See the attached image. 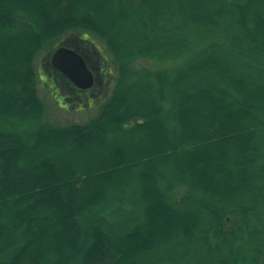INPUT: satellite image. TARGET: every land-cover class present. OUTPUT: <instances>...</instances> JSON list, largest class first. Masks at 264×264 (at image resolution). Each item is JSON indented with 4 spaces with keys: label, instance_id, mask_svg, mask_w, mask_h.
Masks as SVG:
<instances>
[{
    "label": "trees",
    "instance_id": "16d2710c",
    "mask_svg": "<svg viewBox=\"0 0 264 264\" xmlns=\"http://www.w3.org/2000/svg\"><path fill=\"white\" fill-rule=\"evenodd\" d=\"M65 37L112 78L58 125ZM0 264H264V0H0Z\"/></svg>",
    "mask_w": 264,
    "mask_h": 264
},
{
    "label": "rangeland",
    "instance_id": "374dc122",
    "mask_svg": "<svg viewBox=\"0 0 264 264\" xmlns=\"http://www.w3.org/2000/svg\"><path fill=\"white\" fill-rule=\"evenodd\" d=\"M69 38V37H68ZM90 40L93 41L95 44L99 45L100 42L96 39H94V37L90 36ZM47 53V52H46ZM44 57V56H43ZM40 58L41 55H38L35 61V66L37 68V70H39V81H38V93L39 96L45 101L46 103V120L48 122H51L53 124H58V125H63V124H67V123H81V122H85L88 119H90L91 117H93L97 111L98 108L100 106V104L103 102L104 98H105V94L102 95L103 91H104V86L107 84V80H110L109 78H112V76H110L108 74L109 69L108 67H106L107 71L102 70L101 74H97L96 73V80H95V89L92 91V93H94V98L93 99H89V104L86 103V100H81V104L82 106L80 108H78V105H76V103H78L76 97H70L69 98V93L66 89L62 88L60 90L61 96H65V103H61L62 105H65L66 102L70 103L68 108L66 109L65 107H62L61 104H59V99L56 100V97L54 96V92L50 91V89H47L46 86V79H45V74L42 73L41 71V65H40ZM91 62V60H89ZM136 66L138 65H146L149 67H155V66H159L156 65L153 62H148L146 60H139L135 63ZM108 66V65H107ZM94 68V66H93ZM105 71V73H104ZM48 72V70H47ZM108 77V79H107ZM102 95L98 100V96Z\"/></svg>",
    "mask_w": 264,
    "mask_h": 264
},
{
    "label": "water",
    "instance_id": "95a60500",
    "mask_svg": "<svg viewBox=\"0 0 264 264\" xmlns=\"http://www.w3.org/2000/svg\"><path fill=\"white\" fill-rule=\"evenodd\" d=\"M51 65L62 72L79 88H89L93 84V74L86 61L75 49L60 46L50 56Z\"/></svg>",
    "mask_w": 264,
    "mask_h": 264
},
{
    "label": "flooded vegetation",
    "instance_id": "af4514ba",
    "mask_svg": "<svg viewBox=\"0 0 264 264\" xmlns=\"http://www.w3.org/2000/svg\"><path fill=\"white\" fill-rule=\"evenodd\" d=\"M69 41V38L65 37L63 39H61L60 43L58 46H66V47H70L69 44L66 42ZM72 48V47H71ZM88 57V55L86 56V58ZM90 57V56H89ZM88 57V58H89ZM87 58V59H88ZM91 59V64H89V60ZM50 62V61H49ZM88 66L90 67V69L93 71L95 80H96V73L97 74H101L102 73V69L101 66L99 65L97 59L89 58L88 60H86ZM51 66V65H50ZM94 66V68H93ZM52 68L51 72H47L48 74H50L52 80L54 81L55 85H54V89L56 86V90L54 91V96L56 97V100L59 101V104L61 103H65V96H61L60 90L62 88L66 89L69 93V98L70 97H76V99L78 100L76 103V105H78V108H80L82 106L81 104V100H86V103L89 104V99H93L94 98V93H92V91L95 89V81L93 83V85L90 88L87 89H81L76 87L66 76H64L61 72H59L58 70H56L55 68ZM94 88V89H93ZM69 102L65 105H62V107H65L66 109L69 106Z\"/></svg>",
    "mask_w": 264,
    "mask_h": 264
}]
</instances>
